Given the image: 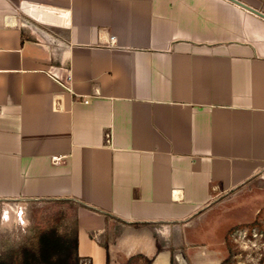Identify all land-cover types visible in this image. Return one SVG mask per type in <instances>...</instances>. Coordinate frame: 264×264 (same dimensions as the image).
Here are the masks:
<instances>
[{"label": "crops", "instance_id": "1", "mask_svg": "<svg viewBox=\"0 0 264 264\" xmlns=\"http://www.w3.org/2000/svg\"><path fill=\"white\" fill-rule=\"evenodd\" d=\"M263 191L264 0H0L3 208L71 202L88 264H221Z\"/></svg>", "mask_w": 264, "mask_h": 264}, {"label": "rangeland", "instance_id": "2", "mask_svg": "<svg viewBox=\"0 0 264 264\" xmlns=\"http://www.w3.org/2000/svg\"><path fill=\"white\" fill-rule=\"evenodd\" d=\"M264 196V191L262 192ZM261 193V194H262ZM264 200V197L262 198ZM239 200V199H238ZM241 200V198H240ZM243 210L252 212L256 199L246 198ZM0 201V257H5L11 250L17 249L42 228L56 225L59 230H67L73 222L74 204L57 200H13L12 209L6 210ZM17 205V208L14 206ZM251 216V215H250ZM108 264H127L128 260L118 247V241L102 245ZM219 252V250H217ZM106 252V253H105ZM215 252V253H218ZM226 259L224 264H264V205L255 217L243 224L230 228L226 237V247L221 249ZM79 264H88L80 259ZM166 264H171L170 254H166ZM142 264H148L143 262Z\"/></svg>", "mask_w": 264, "mask_h": 264}, {"label": "trees", "instance_id": "3", "mask_svg": "<svg viewBox=\"0 0 264 264\" xmlns=\"http://www.w3.org/2000/svg\"><path fill=\"white\" fill-rule=\"evenodd\" d=\"M79 258L78 225L74 213L72 225L67 230L61 231L54 224L42 228L17 249L0 257V264H79ZM230 258L231 254L221 264L229 262Z\"/></svg>", "mask_w": 264, "mask_h": 264}, {"label": "built area", "instance_id": "4", "mask_svg": "<svg viewBox=\"0 0 264 264\" xmlns=\"http://www.w3.org/2000/svg\"><path fill=\"white\" fill-rule=\"evenodd\" d=\"M111 39H113V37H111ZM69 76H70L69 73H67V77H69ZM53 160H54V161L58 160V157H54Z\"/></svg>", "mask_w": 264, "mask_h": 264}]
</instances>
